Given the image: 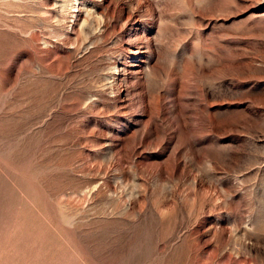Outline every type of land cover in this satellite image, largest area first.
I'll list each match as a JSON object with an SVG mask.
<instances>
[{"label": "rangeland", "instance_id": "374dc122", "mask_svg": "<svg viewBox=\"0 0 264 264\" xmlns=\"http://www.w3.org/2000/svg\"><path fill=\"white\" fill-rule=\"evenodd\" d=\"M0 264H264V0H0Z\"/></svg>", "mask_w": 264, "mask_h": 264}, {"label": "bare ground", "instance_id": "6f19581e", "mask_svg": "<svg viewBox=\"0 0 264 264\" xmlns=\"http://www.w3.org/2000/svg\"><path fill=\"white\" fill-rule=\"evenodd\" d=\"M137 51H138V50H136V51H134V52L132 51V52H133V53H137Z\"/></svg>", "mask_w": 264, "mask_h": 264}]
</instances>
